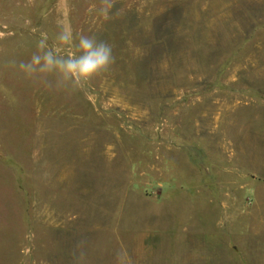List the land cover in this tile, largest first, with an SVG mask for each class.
Segmentation results:
<instances>
[{"label": "rangeland", "instance_id": "obj_1", "mask_svg": "<svg viewBox=\"0 0 264 264\" xmlns=\"http://www.w3.org/2000/svg\"><path fill=\"white\" fill-rule=\"evenodd\" d=\"M101 4L0 0V264H264V0ZM61 27L74 94L11 64Z\"/></svg>", "mask_w": 264, "mask_h": 264}, {"label": "clouds", "instance_id": "obj_2", "mask_svg": "<svg viewBox=\"0 0 264 264\" xmlns=\"http://www.w3.org/2000/svg\"><path fill=\"white\" fill-rule=\"evenodd\" d=\"M114 5L115 0H102L100 14L118 15L119 9L113 12ZM55 39L59 45L71 48V54L57 51L45 36L37 42L36 51L29 59L12 60L11 64L24 73L25 79H30L36 72L46 74L56 81L55 87L51 81H46V88L74 94L90 86L95 78L107 73L115 63L112 45L96 35L81 34L74 39L70 27H61ZM83 243L80 241L78 247Z\"/></svg>", "mask_w": 264, "mask_h": 264}]
</instances>
